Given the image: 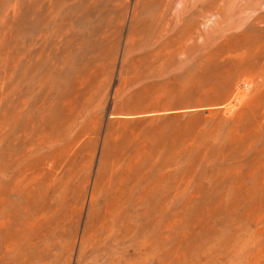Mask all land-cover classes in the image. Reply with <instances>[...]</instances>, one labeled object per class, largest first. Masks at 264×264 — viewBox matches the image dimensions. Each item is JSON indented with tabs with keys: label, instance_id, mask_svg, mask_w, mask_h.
<instances>
[{
	"label": "rangeland",
	"instance_id": "obj_1",
	"mask_svg": "<svg viewBox=\"0 0 264 264\" xmlns=\"http://www.w3.org/2000/svg\"><path fill=\"white\" fill-rule=\"evenodd\" d=\"M0 264H264V0H0Z\"/></svg>",
	"mask_w": 264,
	"mask_h": 264
}]
</instances>
